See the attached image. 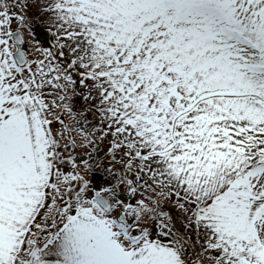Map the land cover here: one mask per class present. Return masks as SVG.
<instances>
[{"label": "snow or ice", "instance_id": "obj_1", "mask_svg": "<svg viewBox=\"0 0 264 264\" xmlns=\"http://www.w3.org/2000/svg\"><path fill=\"white\" fill-rule=\"evenodd\" d=\"M0 264H264V0H0Z\"/></svg>", "mask_w": 264, "mask_h": 264}, {"label": "rangeland", "instance_id": "obj_2", "mask_svg": "<svg viewBox=\"0 0 264 264\" xmlns=\"http://www.w3.org/2000/svg\"><path fill=\"white\" fill-rule=\"evenodd\" d=\"M166 207L169 206L167 202H165Z\"/></svg>", "mask_w": 264, "mask_h": 264}]
</instances>
